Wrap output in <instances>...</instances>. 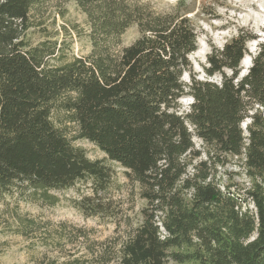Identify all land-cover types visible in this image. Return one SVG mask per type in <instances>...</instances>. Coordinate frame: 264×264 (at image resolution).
Wrapping results in <instances>:
<instances>
[{
	"label": "trees",
	"instance_id": "16d2710c",
	"mask_svg": "<svg viewBox=\"0 0 264 264\" xmlns=\"http://www.w3.org/2000/svg\"><path fill=\"white\" fill-rule=\"evenodd\" d=\"M74 1L91 25L87 56L31 42V11L45 0H0V201L18 193L56 204V192L90 182L73 205L115 215L105 195L116 171L74 144L88 139L126 169L144 204L129 235L100 243L94 259L36 264H264V43L240 76L247 42L257 38L241 31L207 58L219 83H187L199 37L186 13L141 0ZM134 25L140 36L118 49ZM186 94L193 102L180 112ZM234 158L251 180L243 194L232 172L224 186L218 179Z\"/></svg>",
	"mask_w": 264,
	"mask_h": 264
},
{
	"label": "rangeland",
	"instance_id": "374dc122",
	"mask_svg": "<svg viewBox=\"0 0 264 264\" xmlns=\"http://www.w3.org/2000/svg\"><path fill=\"white\" fill-rule=\"evenodd\" d=\"M141 1L150 2L160 12L186 13L194 21L199 45L198 50L189 56L193 68L184 73L183 80L187 83L192 78L219 83V73L213 76L206 73L205 69L209 66L207 58L215 48H222L241 31H252L257 38L247 42L248 52L240 64V76L248 72L252 56L258 51L260 43H264V0ZM31 19L34 25L28 37L32 43L57 42L65 47L69 56H87L92 52L88 16L74 0H45L33 7ZM139 36L138 27H130L121 36L117 48L130 45ZM227 72L231 73L230 70ZM191 103L192 97L184 95L179 100L180 112H187ZM57 115L55 113L54 118ZM73 135L74 132L70 136ZM194 140L196 148L202 151L198 160L206 158L207 147L199 137ZM74 144L84 148L90 158L103 160L115 169L114 183L105 197L112 200L118 212L115 215H86L73 205V200L80 198L82 192L91 193L90 182L56 192L60 196L56 204L23 199L18 193L6 195L0 201V264H36L43 259L62 262L80 256L94 259L101 250L100 243L114 238L121 243L141 219L140 209L144 200L140 198L138 184L126 175V169L110 160L88 139H76ZM218 169V179L223 186L232 172L237 191L243 194L251 187V180L240 159L234 158L231 164ZM249 207L255 209L252 203ZM21 219L26 223L34 220L35 224L26 228Z\"/></svg>",
	"mask_w": 264,
	"mask_h": 264
},
{
	"label": "bare ground",
	"instance_id": "6f19581e",
	"mask_svg": "<svg viewBox=\"0 0 264 264\" xmlns=\"http://www.w3.org/2000/svg\"><path fill=\"white\" fill-rule=\"evenodd\" d=\"M251 59H252V58H251ZM244 64H245V66H247V65H246V61L244 62ZM250 66H251V65H250ZM248 67H249V66H248Z\"/></svg>",
	"mask_w": 264,
	"mask_h": 264
},
{
	"label": "water",
	"instance_id": "95a60500",
	"mask_svg": "<svg viewBox=\"0 0 264 264\" xmlns=\"http://www.w3.org/2000/svg\"><path fill=\"white\" fill-rule=\"evenodd\" d=\"M248 69H249V68H248ZM244 126H246V124H245Z\"/></svg>",
	"mask_w": 264,
	"mask_h": 264
},
{
	"label": "built area",
	"instance_id": "2783aa9c",
	"mask_svg": "<svg viewBox=\"0 0 264 264\" xmlns=\"http://www.w3.org/2000/svg\"><path fill=\"white\" fill-rule=\"evenodd\" d=\"M170 1H173V0H170Z\"/></svg>",
	"mask_w": 264,
	"mask_h": 264
},
{
	"label": "clouds",
	"instance_id": "9594fccd",
	"mask_svg": "<svg viewBox=\"0 0 264 264\" xmlns=\"http://www.w3.org/2000/svg\"><path fill=\"white\" fill-rule=\"evenodd\" d=\"M192 102H193V100H192Z\"/></svg>",
	"mask_w": 264,
	"mask_h": 264
}]
</instances>
